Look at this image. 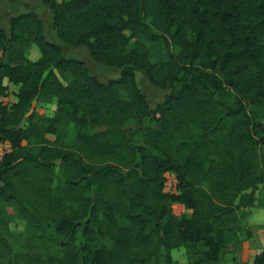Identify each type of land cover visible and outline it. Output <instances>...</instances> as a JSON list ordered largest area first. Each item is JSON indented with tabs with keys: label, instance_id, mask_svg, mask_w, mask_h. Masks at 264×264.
I'll use <instances>...</instances> for the list:
<instances>
[{
	"label": "trees",
	"instance_id": "1",
	"mask_svg": "<svg viewBox=\"0 0 264 264\" xmlns=\"http://www.w3.org/2000/svg\"><path fill=\"white\" fill-rule=\"evenodd\" d=\"M42 5L65 47L121 74L104 82L67 57L36 12L0 28V144L12 146L0 162V264H226L254 237L247 214L264 186V0ZM136 72L169 91L162 102L150 106ZM36 100L55 102L54 115ZM168 173L178 195L164 191ZM10 217L26 223L23 251Z\"/></svg>",
	"mask_w": 264,
	"mask_h": 264
},
{
	"label": "rangeland",
	"instance_id": "2",
	"mask_svg": "<svg viewBox=\"0 0 264 264\" xmlns=\"http://www.w3.org/2000/svg\"><path fill=\"white\" fill-rule=\"evenodd\" d=\"M17 2H10V3H2L0 4V9L4 4L8 6L6 8V12H13L12 14L18 15L21 13L27 12H36L42 18L45 26V33L48 39L52 40L55 44L60 45L64 48L65 55L67 57L79 59L85 62L90 69L91 73L96 75L101 81H108L112 79H117L120 77L121 70L113 67H108L102 64L95 62L89 55L87 48H70L65 47L61 41L55 36L52 25L53 20L50 14V11L42 5V0H15ZM5 12V13H6ZM10 14V13H9ZM8 15L6 16V18ZM85 49L86 57L83 59L84 54L83 51ZM41 54L37 47L33 46L29 52V58L31 60H38ZM136 79L139 84V87L143 90L146 94L149 104L151 107L156 106L157 103L162 102L164 98L168 95L169 91L160 90L156 88L141 72H136ZM18 91V87L14 86L13 84H9V95L4 99L5 103L11 104L16 101V94ZM33 110L40 113L44 116H53L56 111V103H43L41 101L36 100L33 104ZM151 124L149 121H146L144 125ZM137 142H141V138L138 137ZM86 158V157H85ZM88 160V158H86ZM98 162V160H95ZM57 170H59L57 168ZM165 193L169 195H178L179 191H176L177 184L176 178L174 174L168 173L165 177ZM168 183V186L166 185ZM257 196L259 198L258 205L253 208L254 210L250 211V214H247V224L252 228L253 233L255 234L254 238L256 241L264 243V216L260 211V207H264V186L259 187L257 192ZM181 206V205H180ZM179 203H175L173 205L174 213L178 216L186 214V210L180 209ZM182 207V206H181ZM263 209V208H262ZM250 210V209H249ZM11 215H13L12 209H8ZM250 216V218H249ZM9 230L11 231L10 241L12 243V247L16 252L23 251L25 249L23 243L22 235H25L26 230V223L20 219L10 217L8 222ZM252 240V239H250ZM250 240H245L244 244L250 243L253 245V242H249ZM255 241V240H254ZM51 241L49 242V245ZM243 244V245H244ZM43 250V248L41 249ZM263 249H260L258 253H260ZM245 253V254H244ZM256 253V254H258ZM173 258L179 262H185L187 260L186 253L184 249H179L173 251ZM255 251H252L251 247L247 248L246 251L242 248V251L238 253H229L225 256L224 263L226 264H233V258L236 256L237 262L241 264H253L254 258L256 256Z\"/></svg>",
	"mask_w": 264,
	"mask_h": 264
},
{
	"label": "crops",
	"instance_id": "3",
	"mask_svg": "<svg viewBox=\"0 0 264 264\" xmlns=\"http://www.w3.org/2000/svg\"><path fill=\"white\" fill-rule=\"evenodd\" d=\"M10 2H17V1H15V0H0V4H2V3H10ZM6 5L7 4H4L2 6V8L0 9V28H2L4 30H6L7 32H9V30H10V19L12 17L16 16V15L12 14L13 12H8V11L6 12V8L8 7ZM50 14H51V12H50ZM7 15H8V17L6 18ZM83 54H84L83 59H85V57H86L85 49L83 51ZM179 206H180V204H179ZM181 206H180V209L185 210V207L183 205H181ZM259 209L262 212V215L264 216V209H262V208H259ZM251 210H254V209L253 208L250 209L249 210V214H250ZM249 218H250V216H249ZM254 236H255V234H254ZM249 242H253V245H250V243L247 242V244L243 245L244 251H246V247L247 248L251 247L252 251H255V254H256V253H258V251H260V249H262V246H263V249H264V243L262 244L261 242L256 241V238H254V237Z\"/></svg>",
	"mask_w": 264,
	"mask_h": 264
},
{
	"label": "built area",
	"instance_id": "4",
	"mask_svg": "<svg viewBox=\"0 0 264 264\" xmlns=\"http://www.w3.org/2000/svg\"><path fill=\"white\" fill-rule=\"evenodd\" d=\"M11 150H12V146H11V144L9 142L6 141V142H2L0 144V162L3 161L5 155L10 153ZM175 178H176V176H175ZM176 184H177L176 185L177 186L176 191H179L177 178H176ZM166 185L168 186V183Z\"/></svg>",
	"mask_w": 264,
	"mask_h": 264
},
{
	"label": "water",
	"instance_id": "5",
	"mask_svg": "<svg viewBox=\"0 0 264 264\" xmlns=\"http://www.w3.org/2000/svg\"><path fill=\"white\" fill-rule=\"evenodd\" d=\"M25 122H26V120L24 119L22 122H21V124H20V128L22 129L23 127H24V125H25Z\"/></svg>",
	"mask_w": 264,
	"mask_h": 264
}]
</instances>
